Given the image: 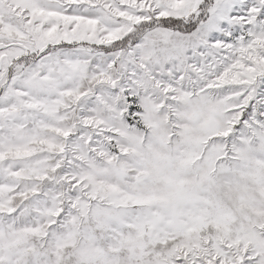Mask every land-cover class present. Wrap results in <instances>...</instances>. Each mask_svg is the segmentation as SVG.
Segmentation results:
<instances>
[{
    "label": "snow or ice",
    "instance_id": "1",
    "mask_svg": "<svg viewBox=\"0 0 264 264\" xmlns=\"http://www.w3.org/2000/svg\"><path fill=\"white\" fill-rule=\"evenodd\" d=\"M0 264H264V0H0Z\"/></svg>",
    "mask_w": 264,
    "mask_h": 264
}]
</instances>
